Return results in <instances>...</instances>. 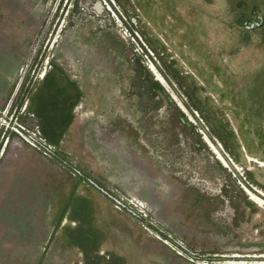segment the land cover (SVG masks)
Instances as JSON below:
<instances>
[{
  "label": "rangeland",
  "instance_id": "374dc122",
  "mask_svg": "<svg viewBox=\"0 0 264 264\" xmlns=\"http://www.w3.org/2000/svg\"><path fill=\"white\" fill-rule=\"evenodd\" d=\"M0 264H264V0H0Z\"/></svg>",
  "mask_w": 264,
  "mask_h": 264
},
{
  "label": "trees",
  "instance_id": "16d2710c",
  "mask_svg": "<svg viewBox=\"0 0 264 264\" xmlns=\"http://www.w3.org/2000/svg\"><path fill=\"white\" fill-rule=\"evenodd\" d=\"M70 97V96H69ZM77 99L75 98L73 101L70 102L69 108L75 105ZM66 121H61V117L56 115L45 116L46 123L42 126V132L50 141L54 142L63 132L64 126L69 123L70 117L65 116Z\"/></svg>",
  "mask_w": 264,
  "mask_h": 264
},
{
  "label": "bare ground",
  "instance_id": "6f19581e",
  "mask_svg": "<svg viewBox=\"0 0 264 264\" xmlns=\"http://www.w3.org/2000/svg\"><path fill=\"white\" fill-rule=\"evenodd\" d=\"M262 193V192H261Z\"/></svg>",
  "mask_w": 264,
  "mask_h": 264
}]
</instances>
